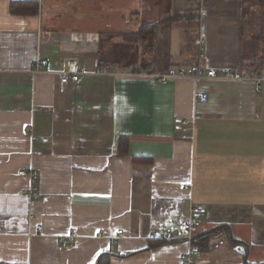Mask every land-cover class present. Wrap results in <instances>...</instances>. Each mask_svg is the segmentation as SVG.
<instances>
[{"label":"crops","instance_id":"crops-1","mask_svg":"<svg viewBox=\"0 0 264 264\" xmlns=\"http://www.w3.org/2000/svg\"><path fill=\"white\" fill-rule=\"evenodd\" d=\"M199 62L264 78V0H0V264H181L191 205L195 264L264 262V79H156Z\"/></svg>","mask_w":264,"mask_h":264},{"label":"built area","instance_id":"built-area-1","mask_svg":"<svg viewBox=\"0 0 264 264\" xmlns=\"http://www.w3.org/2000/svg\"><path fill=\"white\" fill-rule=\"evenodd\" d=\"M196 44L199 47V58H202L203 50H204V41L202 38H198L196 40ZM32 72H40L43 70V62L40 59H36L31 68ZM83 73V69L80 67L78 62L74 59H69L65 67L59 73V80L63 84L75 83L78 81L80 75ZM95 73L97 74H108L110 73L107 68H97L95 69ZM156 79L159 82H166L171 79H189L193 82L194 92H193V104L199 102H205L207 100V95L196 89V85L201 80L205 79H217V80H252L257 85L264 78L254 74H245L242 75L239 71L224 68L219 72L214 67H207L202 62H199L195 66H179V67H170L163 73H159L156 75ZM258 86L256 89L258 90ZM198 116L196 113L192 115V117L188 120H181L179 129L182 131V138L188 139L191 142L195 138V126L196 120ZM27 132L32 133L30 126L26 127ZM32 139H36L37 137L31 134ZM20 175H28L29 179L34 183L37 179V174L33 169L28 171L21 170L18 171ZM31 193L37 197L38 192L35 185L31 187ZM206 209L202 205H191L189 207L187 215L182 219L179 223L177 230L175 233H165L160 236L162 240H172L177 238H184L186 248L180 254L179 259L181 264H195L196 258L201 252V246L198 242H196V236L201 227L202 221L201 217L205 215ZM40 227H37L39 230ZM120 232V231H119ZM74 241V236L71 234L64 235L59 237L58 239V250H63L68 247Z\"/></svg>","mask_w":264,"mask_h":264},{"label":"trees","instance_id":"trees-1","mask_svg":"<svg viewBox=\"0 0 264 264\" xmlns=\"http://www.w3.org/2000/svg\"><path fill=\"white\" fill-rule=\"evenodd\" d=\"M10 9L14 13H20V12H25V11H35L36 5L33 4L32 2H12L10 5ZM125 142H127V138L126 137H120L119 145L117 147L116 153L121 154V155L127 154V147H126ZM159 240H162V239H159ZM196 242L199 243L197 236H196ZM155 244H157V240H155V241L152 240L149 242V247L153 246ZM200 246H201V244H200ZM105 260H107L106 255H102L100 257V259L98 260V264H102V262H105ZM248 264H264V262L263 263L248 262Z\"/></svg>","mask_w":264,"mask_h":264},{"label":"water","instance_id":"water-1","mask_svg":"<svg viewBox=\"0 0 264 264\" xmlns=\"http://www.w3.org/2000/svg\"><path fill=\"white\" fill-rule=\"evenodd\" d=\"M236 249L239 250V252L241 253L244 252V246L242 244L237 245Z\"/></svg>","mask_w":264,"mask_h":264}]
</instances>
